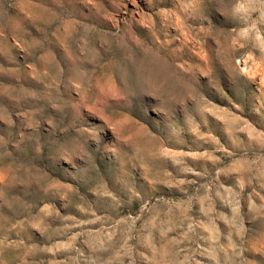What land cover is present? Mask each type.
<instances>
[{"label":"rangeland","instance_id":"obj_1","mask_svg":"<svg viewBox=\"0 0 264 264\" xmlns=\"http://www.w3.org/2000/svg\"><path fill=\"white\" fill-rule=\"evenodd\" d=\"M0 264H264V0H0Z\"/></svg>","mask_w":264,"mask_h":264}]
</instances>
